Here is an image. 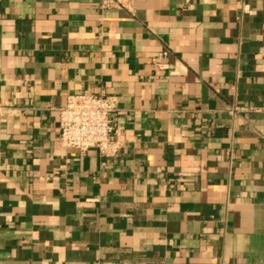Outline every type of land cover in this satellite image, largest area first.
<instances>
[{
    "label": "crops",
    "instance_id": "1",
    "mask_svg": "<svg viewBox=\"0 0 264 264\" xmlns=\"http://www.w3.org/2000/svg\"><path fill=\"white\" fill-rule=\"evenodd\" d=\"M100 93L118 156L60 147ZM0 264H264V0H0Z\"/></svg>",
    "mask_w": 264,
    "mask_h": 264
},
{
    "label": "built area",
    "instance_id": "2",
    "mask_svg": "<svg viewBox=\"0 0 264 264\" xmlns=\"http://www.w3.org/2000/svg\"><path fill=\"white\" fill-rule=\"evenodd\" d=\"M188 3L189 0H183ZM134 0H99L100 10H125L131 12ZM168 56V51L159 53L152 64L165 68L160 61ZM245 111L232 106L229 113L233 116ZM117 102L112 96L68 95L65 105L58 110V144L63 149L75 150L80 154L96 150L101 157L113 158L120 153L123 143L119 139L115 125Z\"/></svg>",
    "mask_w": 264,
    "mask_h": 264
}]
</instances>
